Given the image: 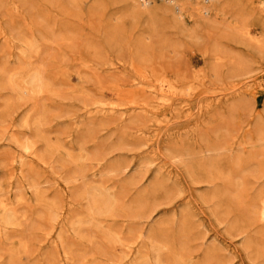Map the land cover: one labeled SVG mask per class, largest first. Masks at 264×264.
Masks as SVG:
<instances>
[{
  "label": "rangeland",
  "instance_id": "rangeland-1",
  "mask_svg": "<svg viewBox=\"0 0 264 264\" xmlns=\"http://www.w3.org/2000/svg\"><path fill=\"white\" fill-rule=\"evenodd\" d=\"M154 1L0 0V264H264V0Z\"/></svg>",
  "mask_w": 264,
  "mask_h": 264
},
{
  "label": "bare ground",
  "instance_id": "bare-ground-1",
  "mask_svg": "<svg viewBox=\"0 0 264 264\" xmlns=\"http://www.w3.org/2000/svg\"><path fill=\"white\" fill-rule=\"evenodd\" d=\"M134 1L138 4V6H141L143 8L144 7H150L153 4H155V1L153 2V0H134ZM161 1H162L161 3L163 4V8H162L163 10H168V9L173 7V9L175 11H178V12H180L181 9H183V8H187V7H190V8L195 7L196 8L197 7L201 11H203L204 15H208L209 12L212 10L218 11L219 9H222V7L220 5L221 0H161ZM261 4L262 5H260V6H262L264 8V1ZM38 82H41V81H37V83ZM27 148H29V147L27 146ZM261 204L260 205L262 206L261 207L262 210L260 209V211H261L260 215L264 219V201L261 202ZM256 207H258V206H256ZM260 215H258V216H260ZM258 216H256V217L259 218ZM261 216H260V218H262Z\"/></svg>",
  "mask_w": 264,
  "mask_h": 264
},
{
  "label": "built area",
  "instance_id": "built-area-1",
  "mask_svg": "<svg viewBox=\"0 0 264 264\" xmlns=\"http://www.w3.org/2000/svg\"><path fill=\"white\" fill-rule=\"evenodd\" d=\"M157 1H160V0H157Z\"/></svg>",
  "mask_w": 264,
  "mask_h": 264
}]
</instances>
